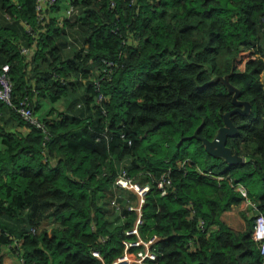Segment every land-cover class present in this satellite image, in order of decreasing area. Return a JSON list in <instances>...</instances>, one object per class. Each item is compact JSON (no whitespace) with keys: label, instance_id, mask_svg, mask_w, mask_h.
Listing matches in <instances>:
<instances>
[{"label":"trees","instance_id":"trees-1","mask_svg":"<svg viewBox=\"0 0 264 264\" xmlns=\"http://www.w3.org/2000/svg\"><path fill=\"white\" fill-rule=\"evenodd\" d=\"M68 7L77 10L70 19L59 15ZM42 15L35 0H0L12 103L32 98L45 129L0 102L23 129L0 128V244L18 239L23 264H111L135 239L124 234L135 218L125 196L119 212L107 202L124 168L150 184L137 226L141 239L157 237L147 264H257L250 208L241 232L219 215L246 198L264 216V0H56ZM67 38L84 51L65 50ZM103 60L112 65L100 78ZM68 93L80 100L75 112L38 114L40 98ZM241 102L248 110L229 115L236 133L225 145L243 161L229 164L192 134L213 139ZM161 178L172 187L163 195ZM254 179L262 187L255 198L243 185Z\"/></svg>","mask_w":264,"mask_h":264},{"label":"built area","instance_id":"built-area-1","mask_svg":"<svg viewBox=\"0 0 264 264\" xmlns=\"http://www.w3.org/2000/svg\"><path fill=\"white\" fill-rule=\"evenodd\" d=\"M56 0H35V14L38 19H41L42 12L47 9L51 4H53ZM66 15H69L71 12V7L66 8ZM28 32H31L29 28H27ZM33 34V31L32 33ZM74 48L76 50H80L81 53L84 51V45H78L69 38H67V43L65 44L64 49L69 50L70 48ZM28 48L22 47L20 48V52L24 55H28L31 53V50ZM112 63L110 61L103 60L102 65L100 66L98 72L100 78H103L110 71ZM107 68V70H106ZM8 66L7 64L0 65V102L5 103L8 107L15 110V112L21 117L25 122L32 124L36 128L41 129L42 133H45L44 125L41 121L36 117L33 113L29 103H31L32 98L27 96H23L18 102L15 104L12 103L11 94H12V82L8 76ZM54 75V74H53ZM55 76V75H54ZM61 82H63L60 79ZM98 79H93L91 85L93 86L95 91H98ZM31 91H34V88H30ZM102 99L101 95L98 93L96 96V102H99ZM120 138H123V134L119 135ZM130 142L127 141V144ZM207 173H210L208 171ZM218 178V177H217ZM149 182H137L131 179L124 168H119L117 173L112 179L111 188L112 195L108 199V207L111 208L114 212L120 211V206L118 199L122 198L121 194L118 193V190H126L133 194L134 203L129 202L127 199H124L123 208L127 211H131L135 213V218L133 220L132 226L124 230L125 235H134L135 239L124 242L125 249L122 251L121 255L116 257L111 264H147L148 261H152L155 258V253L150 249V246L157 239L155 235H151L147 239H141L137 233V226L141 223L140 220V206L143 203L144 194L149 189ZM156 188L159 190V194L163 195L167 191L166 189H172L169 179L161 178L155 182ZM244 206L250 208V212L252 215V223L250 229V237L257 244L259 262L257 264H264V216L262 213L258 212L256 209V204L248 199H244ZM202 221L198 220V225L201 226ZM9 244H7L8 248H13L16 251L13 253L18 261V264H23V259L19 256L17 249L19 248L20 241L18 239L10 238ZM135 246L138 247L134 251H127V247ZM140 247V248H139ZM92 254L96 255L95 252Z\"/></svg>","mask_w":264,"mask_h":264},{"label":"crops","instance_id":"crops-1","mask_svg":"<svg viewBox=\"0 0 264 264\" xmlns=\"http://www.w3.org/2000/svg\"><path fill=\"white\" fill-rule=\"evenodd\" d=\"M65 10L66 8L62 9L60 13L59 12L58 13L60 16L69 19L77 11L76 8H71L70 14L66 15ZM58 13H56L55 15H58ZM77 43L86 46L85 43L83 44L80 43L79 41H77ZM259 80L264 86V60H263V70L259 74ZM80 86H78L76 89L77 92L82 93L81 91L82 85ZM73 98L75 97L69 93L66 94L65 97L59 98L54 103H50L46 99L40 98L38 100V105H39L38 114L40 116L51 118L53 116H56V112H75L76 110L75 107H78L80 100L75 102L72 101ZM51 104H54V106H52ZM50 109H55V110H53L51 113L48 114ZM15 124L16 122L14 120H10L7 112L3 111V113H0V128H3L2 126H4L5 129H11L14 127L16 128V130L23 132V129L17 127ZM247 208L248 207L244 206L243 202L241 201L237 206H232L229 209L222 211L219 215V220L222 223L226 224L234 232H241L245 229V225H246L242 214H245L246 217H248L249 213L247 211L248 210ZM0 261L2 264H18L16 256L12 252H10L9 249L4 244H0Z\"/></svg>","mask_w":264,"mask_h":264},{"label":"water","instance_id":"water-1","mask_svg":"<svg viewBox=\"0 0 264 264\" xmlns=\"http://www.w3.org/2000/svg\"><path fill=\"white\" fill-rule=\"evenodd\" d=\"M241 105L243 106V108L235 107L222 115L223 125L218 129L213 139L207 140L196 136L195 133L192 134L193 137L200 139L208 155L213 157H222L224 161L229 164L239 163L243 161L242 157L238 156L235 152H231V150L225 145L226 137L233 136L236 133V128L230 122L229 115L232 112L246 113V111L248 110L247 103L241 102ZM24 230H30V225L27 221H25ZM240 264H246V262H240Z\"/></svg>","mask_w":264,"mask_h":264},{"label":"rangeland","instance_id":"rangeland-1","mask_svg":"<svg viewBox=\"0 0 264 264\" xmlns=\"http://www.w3.org/2000/svg\"><path fill=\"white\" fill-rule=\"evenodd\" d=\"M10 27H12L15 31H19L18 25H16V24H10ZM51 105L54 106V104H51ZM2 127H4V126H2ZM0 147H1V145H0ZM260 184H261V182L259 180L254 179L252 181L251 180L245 181L243 185L246 187V189H248L250 191V195L249 196L255 198V196L260 194L261 191H262V187H261ZM118 193H120L121 195H124L125 198L129 202H131V203L135 202L133 194H131V192L126 191V190H123V191L118 190ZM108 199H109V197H108ZM106 207H107V204H106ZM110 210H111V208H110ZM108 211L106 209V214L107 215H108Z\"/></svg>","mask_w":264,"mask_h":264}]
</instances>
